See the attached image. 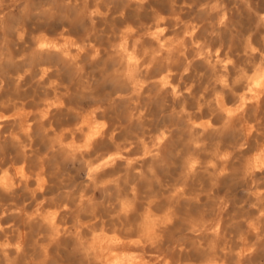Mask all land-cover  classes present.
<instances>
[{"label": "clouds", "instance_id": "9594fccd", "mask_svg": "<svg viewBox=\"0 0 264 264\" xmlns=\"http://www.w3.org/2000/svg\"><path fill=\"white\" fill-rule=\"evenodd\" d=\"M0 264H264V0H0Z\"/></svg>", "mask_w": 264, "mask_h": 264}]
</instances>
